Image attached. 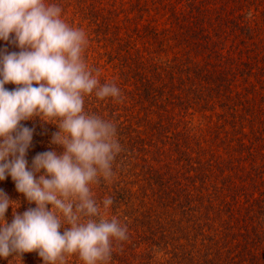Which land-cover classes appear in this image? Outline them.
I'll list each match as a JSON object with an SVG mask.
<instances>
[{
	"label": "clouds",
	"instance_id": "obj_1",
	"mask_svg": "<svg viewBox=\"0 0 264 264\" xmlns=\"http://www.w3.org/2000/svg\"><path fill=\"white\" fill-rule=\"evenodd\" d=\"M61 11L45 0H0V41L20 49L0 50V181L10 176L35 204L18 213L19 203L0 189V258L36 252L43 264H66L78 254L84 264H106L112 241L127 239V228L117 219H96L90 185L111 178L121 146L111 121L85 112L84 97L119 99L120 90L92 74L82 55L85 33L65 23ZM36 117L57 120L51 143L63 152L39 153L29 167L34 129L21 122Z\"/></svg>",
	"mask_w": 264,
	"mask_h": 264
},
{
	"label": "rangeland",
	"instance_id": "obj_2",
	"mask_svg": "<svg viewBox=\"0 0 264 264\" xmlns=\"http://www.w3.org/2000/svg\"><path fill=\"white\" fill-rule=\"evenodd\" d=\"M254 1L255 4L251 6L253 15L251 17L260 19L264 15V0ZM45 2L60 6L62 9L61 19L70 27L80 29L85 33L87 45L82 55L86 65L92 70V74L100 84H114L120 90L119 99L111 97L100 99L95 96L94 92L91 95H86L84 97L85 112L111 121L116 126V131H119L124 124L141 132L142 138L146 136V132H156V141L159 150H161L155 149L156 153L151 158H144L142 145L148 142H142L139 145L140 152L135 148V153L130 154L129 159L123 158L129 164V169L138 166L135 176L130 175L124 178L126 172L121 169L124 160L118 159L113 163L111 178L105 180L101 177L98 183L90 185L92 197L99 205L100 215L96 219H117L121 226L127 228V239L112 241L111 256L106 264H174L172 247H169V252L165 248H158V246L150 251L149 246L152 239L148 240V226L143 227L125 217V212L128 209L123 202L122 187H127L134 192L138 202L143 200L151 205L150 200L145 198L151 195V191L147 186V181H144V173L152 166L154 171L167 172L169 177L175 176L177 172L174 174V170L179 168L175 161L176 148L174 144L180 138L183 126L197 134L199 142L206 148V153L203 154L205 160H211L214 165L208 173L211 177L207 178V187L214 191L213 193H215L216 187L220 193L227 196L229 202H232L231 198L235 195L239 198V203H244L252 194L260 200L264 197V194H261L264 192V161L263 163L260 161L261 150L258 149V143H260L258 138L263 128L260 120H264L263 63L259 64V61H255L259 67H256L255 77L249 84H244L243 78L239 77L236 85H233L229 81L227 72L224 73L228 85H231L232 89L236 91L235 96L238 97L240 110L238 114L242 115L244 120L246 119L243 129L249 133V137L244 140L240 135L242 143L246 145L244 151L243 147L239 145L237 152L229 157L225 155L226 151L224 150L227 149H223L220 154L214 147L216 139L211 136L209 129L210 125L217 122L216 116L211 118L209 117L211 114H204L208 116L205 119L201 113H194L191 110L190 114L181 118V107L175 105L174 98L165 99L168 95L163 91V84L168 81V78L164 76L162 81L158 74V68H165L169 62L174 65V48L169 50L158 47V44L144 36V31L148 26H153L155 29L164 30L170 36H174L176 28L174 25L175 0H45ZM188 5L189 1L178 0L177 8L186 14L189 11ZM96 11L111 17V22L116 25V28L112 26L96 30L92 18L101 16ZM181 13H178L179 16L185 15ZM250 14L249 12L248 16ZM0 44L4 45L8 52L20 51L14 44L8 45L5 41H0ZM171 44L174 46V42ZM183 50L185 49L182 48L176 52L180 51L184 57ZM259 54H263V50H260ZM193 56L195 57V55ZM199 58L202 59V57ZM259 59L260 56L257 60ZM212 61L218 62L216 59H212ZM5 87L12 90L17 86L7 84ZM106 99L113 101L105 103ZM244 107L246 108L244 109ZM112 110L114 114L111 112ZM253 113L257 116L256 119L252 118ZM21 123L34 129L32 145L26 157L29 167L33 158L39 153L56 151L57 154H60L63 152L61 146L51 143L53 134L58 131L54 125L57 120H53V124H51L36 117ZM226 127L230 129L229 125ZM240 130H242L241 124ZM148 141H150L149 138ZM192 156L198 157L194 154ZM194 166L197 170L191 173L193 176L202 172L198 169V164H194ZM161 167H163L162 172ZM171 183H173L171 190L174 192V178ZM0 189L11 200L19 203L20 206L16 209L18 213L22 214L29 207H35L34 203L29 204L23 194L16 191L15 183L10 176L4 181H0ZM235 191L237 192L235 193ZM239 194L242 195L239 197ZM108 198H111L112 204L105 208L103 201ZM48 207L51 208V205ZM163 207L161 205L157 208ZM218 207L221 208L220 205ZM12 212L13 209L9 207L6 212L8 223L13 220ZM223 215L226 218L225 210ZM63 230V228L60 229L61 232ZM183 241L187 250L199 246V242L193 240ZM0 264H43V260L36 252H32L23 254L22 258L19 256L0 258ZM66 264H84V262L78 254H72L67 257Z\"/></svg>",
	"mask_w": 264,
	"mask_h": 264
},
{
	"label": "trees",
	"instance_id": "obj_3",
	"mask_svg": "<svg viewBox=\"0 0 264 264\" xmlns=\"http://www.w3.org/2000/svg\"><path fill=\"white\" fill-rule=\"evenodd\" d=\"M175 1L174 36L153 26L144 31V36L158 47L174 48V65L169 62L165 68H158L162 81L164 76L168 78L163 84V91L168 95L165 99L174 98L175 105L181 107V118L190 114L191 110L202 115L211 114V118L216 116L217 122L210 125L209 130L216 139L214 147L218 153L227 149L224 150L225 155L229 156L237 152L239 145L244 151L246 145L240 135L243 140L249 137L243 129L246 119L238 114L236 91L228 85L224 73L227 72L233 85L239 77L243 78L244 84H249L256 74L258 64L255 61L264 65V15L260 19L252 18L254 0H187L189 11L186 14L177 8L178 0ZM96 12L101 14L92 18L96 30L116 28L111 17ZM179 12L185 15L179 16ZM182 48L185 49L184 57L180 51L176 52ZM2 49L6 47L0 44ZM260 50L263 54H259ZM110 101L113 100L106 99L104 102ZM111 112L114 114L113 110ZM252 118H257L255 113ZM260 124L263 128L258 138V149L261 150L260 161L263 163L264 120H260ZM182 128L180 138L174 144L175 161L179 168L174 170V174L177 172L178 175L169 177L167 172H162L163 167L160 168L162 173L154 171L152 166L146 170L144 181H147L151 195L145 198L150 200L151 205L143 200L138 202L134 192L122 187L123 202L128 209L125 217L143 227L148 226V240L152 239L150 251L158 246L169 252V247H172L174 264H264V197L260 200L252 194L244 203H239V198L234 195L231 198L235 202L233 204L215 186L213 193L207 187V178L211 177L208 173L214 165L211 160H205L203 154L206 148L199 142L197 134L184 126ZM116 133L121 151L114 162L129 159L135 148L140 152L142 142H148L142 145L144 158H151L156 153L154 150H159L156 132H146L142 138L141 132L123 124ZM193 154L198 157L194 158ZM125 160L121 165L122 171L126 172L124 178L135 176L138 166L129 169ZM194 164H198V169L202 171L195 176L191 174L197 170ZM173 178L174 192L171 190ZM161 205L164 207L157 208ZM183 240L199 242V246L187 250Z\"/></svg>",
	"mask_w": 264,
	"mask_h": 264
}]
</instances>
